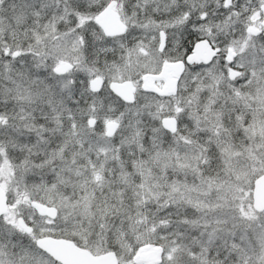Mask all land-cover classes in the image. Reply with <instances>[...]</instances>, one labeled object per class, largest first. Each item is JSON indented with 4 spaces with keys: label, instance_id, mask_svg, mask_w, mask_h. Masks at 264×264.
<instances>
[{
    "label": "snow or ice",
    "instance_id": "1",
    "mask_svg": "<svg viewBox=\"0 0 264 264\" xmlns=\"http://www.w3.org/2000/svg\"><path fill=\"white\" fill-rule=\"evenodd\" d=\"M0 264H264V0H0Z\"/></svg>",
    "mask_w": 264,
    "mask_h": 264
}]
</instances>
